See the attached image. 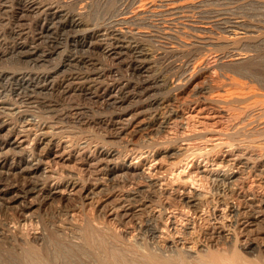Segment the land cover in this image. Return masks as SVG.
Masks as SVG:
<instances>
[{
    "label": "bare ground",
    "instance_id": "bare-ground-1",
    "mask_svg": "<svg viewBox=\"0 0 264 264\" xmlns=\"http://www.w3.org/2000/svg\"><path fill=\"white\" fill-rule=\"evenodd\" d=\"M224 1L151 0V4L156 6L158 2L160 11L174 20L192 8L205 13L210 4L220 6ZM104 6L111 13L116 10L114 0H92L89 9L87 6L89 16L81 8L69 9L64 2L30 0L19 9L26 14L39 11L42 31L33 35L21 28L14 32L10 53L0 49V60L10 55L17 64L0 67V208L20 209L22 202L27 203L21 209V221L15 223L9 214L7 221L0 222V264H264L263 93L247 92L246 87L240 91L217 88L210 96L217 107L206 95L199 96L192 104L203 120L186 119L169 145H153L145 139L139 143L130 140L120 147L124 135L147 125L138 121L144 111L128 116L129 106L106 140L77 139L76 131L43 116L39 119L35 109L37 102L41 103L39 99H43L42 107H55L56 101L48 100V94L68 92L72 80H77L74 92L96 94L93 96L107 107L124 105L127 100L140 101L141 108L160 104L168 98L155 92L168 86L180 90L192 77L189 68L175 60L180 56L189 59L212 46L223 48L213 58L215 65L254 80L263 72L257 71L260 58L244 46L262 41L263 36L256 35L259 31L251 33L248 24L238 19L227 24L230 34L223 39L221 35V39L209 35L206 24L198 27L203 34H191L183 43L178 42L180 29L161 30L170 42L157 57L145 43L155 36L151 31L138 27L126 32L122 28L124 24L146 22L145 15L139 11L111 17L108 27L95 19ZM219 6L211 9L217 16L223 14ZM217 22L225 23L222 18ZM57 27L63 32L58 33ZM109 34L112 42L106 48L107 54L130 72V78L122 76L113 84L100 81L105 69L91 74L83 70L96 64L93 52ZM42 39L50 44L49 48L42 46ZM68 41L72 52L62 58ZM127 52L132 54L131 59L124 63L122 58ZM158 59L169 61L165 70L157 71ZM130 88L133 95L120 98L119 92ZM11 94L16 99H11ZM11 177L29 180L20 188L22 183L18 185L16 180L8 184L3 181ZM35 198L45 203L70 202L48 221L49 232L25 227L40 216L30 212ZM146 230L151 234L148 242ZM96 238H102L99 247L94 245Z\"/></svg>",
    "mask_w": 264,
    "mask_h": 264
},
{
    "label": "rangeland",
    "instance_id": "rangeland-1",
    "mask_svg": "<svg viewBox=\"0 0 264 264\" xmlns=\"http://www.w3.org/2000/svg\"><path fill=\"white\" fill-rule=\"evenodd\" d=\"M22 1L25 2V3H23ZM29 1L30 0H0V8H1L0 9V39L1 38L3 39L1 41L0 49H1V51L6 52L7 54H9L10 51H11L12 46L10 47V45H14L15 33L18 30H20L21 28H25L26 31H29V33L33 34V35H37V33L42 31V27H43L42 26V22H43V20H42V15H41V13L39 11H37L38 13L36 12V13H33V14H26L25 12H22L21 9H19V8H22L24 6V4L28 3ZM37 1H48V2H50V0H37ZM91 1L92 0H81V1L80 0H54V1L52 0V2H57V3H63L64 2V4H66L67 7L69 9H71V10L72 9H76V8H81V9H83V11L87 15H88L87 10L89 9V5H90ZM114 1H115V7H116L117 11L114 10L111 13V12H109L107 10V6L102 7V9L99 11V12H101V14L99 13L97 18H95L96 22L107 24V26L109 27L110 26L111 17L120 18L121 16H123V14L124 15H126V14H134V13L136 14V13H139V11H140L141 14H143V15H145L147 17V21L144 22L145 24L141 23V24H134L133 25L131 23H128V24H124V26L126 28H124V26H122V28L124 30H126V32L130 31L131 29H135L136 30L138 27L140 29L145 30V31H151L150 33L154 34L155 36L151 37L150 38L151 40L149 39V40L145 41V43L147 44L148 48H150V49H152V51H154V54L157 57H160L159 52L162 51V48L164 46H167L169 44V42H170V39L166 38L167 35L165 33L163 34V32L161 30L174 29L173 31H175L177 29L178 30L180 29L179 30V31H181L180 32V39L178 40V42H182L183 43L186 40L189 41V38H190L189 35H191V34H193V36L194 35H201V33L203 34V32H201L198 27L199 26H205V24H206V26L208 28V31L211 32V33L208 32L209 35H212L213 37H217V38H220V39H221V36H222V39H223V38L229 36V34H230V32H229L230 27H227L230 24V21H233L234 19H236V20L238 19V20H243L244 22H246L248 24L247 26H249V28L248 27L247 28L249 30H251V33L256 34L259 31L258 33H260V34L257 33L256 35L263 36V38H264V0H258V1L257 0H248L246 2H244L242 0H225L222 3V5H220V6L219 5H215V4H210L207 7L208 11L209 10L210 11L209 12L207 11L208 13L205 12L206 14L205 13H201L199 8H192V9L188 10L187 12H185L184 14H181L180 18H176L174 20L171 19L172 21L170 20V16L164 15L160 11L162 9L160 6H159L160 8L157 7L158 6V4H157L158 2L155 4L156 6H153L151 4V0H133V1L132 0H126V2H125V0H114ZM252 2H254V3H252ZM104 5H106V3ZM87 6H88V9H87ZM218 6H219V8H222V10H223V14L221 16H217L215 13H213L211 11V9L213 7H218ZM154 9H155V12L153 11ZM146 10H147V12H146ZM156 10L158 11V13H157ZM120 12H121V14H120ZM195 13H196V15L199 18H196L197 16L194 15ZM160 14H162V15H160ZM17 15H19V16H17ZM108 15H109L110 18L108 17ZM15 16H16V18H15ZM187 16H189L188 19L186 18ZM191 16H193V18ZM218 18H222V20L225 23H222L223 25L219 24L217 22ZM151 19H152V21H151ZM189 19H191V20H189ZM100 20H102V21H100ZM105 20H106V22H105ZM183 21H185L186 24ZM152 23H154V24H152ZM183 23H184V25H182ZM202 23H203V25H202ZM34 25H36V28H35ZM40 25H41V27H40ZM181 25H182V27H181ZM194 27H196V28H194ZM128 28H130V29H128ZM227 29H228V32H227ZM63 30L64 29H62V27H57L56 28V31H59L58 33H62ZM158 30H160V31H158ZM153 31H155V32H153ZM223 31H225V32H223ZM253 31H255V32H253ZM185 32L187 34L188 33L189 34L187 35ZM184 34H185V36H184ZM110 37H111L110 34H109V36L107 35V38L105 39L104 44L101 47H99L97 50H95V52H93L94 57L97 60L96 64H94L92 66L90 65V67H86V68L83 69V70H87L90 74L91 73H95L96 71L97 72L98 71H103V69H105V71L107 70L106 72L104 71L105 73L103 74V76L100 77V81L105 83V84H113L114 82L118 81L120 79V77H122V76L126 77V78L127 77L130 78V72L128 71V67L126 65H122L120 61L113 59V56H110L109 54H107V49L106 48L112 42ZM43 41L44 40L42 39L41 40L42 46L49 48L50 44L46 43L45 41L43 42ZM255 42H257V43H255ZM255 42L249 43L246 46H244V48L246 50L247 49H252L256 53V55H258L259 58H260L259 59V65L257 67V71H260V72L263 71V72H261V73L258 72L259 76L254 77V78L252 77L254 80H252L251 78H244L243 79V77L236 76V74L232 71V69L219 66L218 64L215 65L216 60L214 61V59H216L218 57V55H220L222 53L223 48L222 47L212 46V49H211V47H209L207 49L199 50L198 53L197 52L195 53L194 57L193 56L188 57L189 59H187V57H185V56H180V57H178L175 60V62L177 64H182L183 63V64H185L187 66V68H189V71L192 73V77H191L192 79L190 78L189 80H186L184 82L183 87L180 90H176L175 91V90L171 89V87H169V86L160 88L158 90V93L155 92V94H157V95H161L162 94L161 95L162 97L168 98V99H166L167 101L165 100L164 102H161L160 104L148 105L147 106L148 108L147 107L141 108L142 104H141L140 101H132L131 100V102H130L129 100H127L124 103V105H119L118 107L108 105V107H107L106 105H103L102 99H98L97 97L93 96V95H96V94H92V95L91 94H85V93H81L80 91H75L74 92L73 89L77 86V80L76 81L72 80L71 81L72 84L67 89L68 92L62 93V94H58V92L57 93L55 92V94L54 93L48 94L49 95V96H47L48 100H53V102L56 101V106L55 107L51 106V107H49L50 109H48V107H46V106L42 107L41 104H42L43 99H39V101H41V103L37 102V104L35 105L37 108L35 107V109L38 110L37 113H38V118L39 119L41 118V116H43V117H45V119L46 118L48 120L50 119L49 121H51V122H54V123L59 122L60 125L62 124L67 129L70 128L73 131H76L75 134H74V137L77 138V139L85 140L87 138H92V139H97V140H99V139L100 140H106L108 138L109 134L114 132L115 128H113V127H114L115 123L116 122L117 123L121 122L119 116L122 113H124L127 110V107L129 106L128 110H127V111H129L128 116H131V115L133 116V115L137 114L139 111H144L142 114L138 115L139 116L138 121L142 120L141 125H142L143 122L146 123L147 125H146L145 128H142V129L138 130L137 132H130L129 134L124 135V138H125L124 141H123V139H121L120 142L118 143V145L120 147H121V145H122V147H125L128 144L127 141H130V140L134 141L135 143H139V142H142L145 139H150V142L153 145H158V144L159 145H169L172 142V139L175 138V136L177 134V131L179 129V125L182 126L183 123L185 124L186 123L185 121H187L186 119H190V117H191V120H193V121H195V120L196 121L203 120L201 113H199L198 110L195 109L194 104H192V102L194 100H196L197 98H199V96H201V95L205 96L206 95L207 96L206 98H208L209 103L212 104V105L214 104L213 106L217 107L218 103H216L215 101L211 100V97H213L216 94L215 92L217 90L218 91H224V90H226V88L227 89H230V88L232 89L234 87L232 89L233 91H235V90L236 91H240V89L246 87L245 91H247V92H251V93L253 92V94L260 93V94H258L260 96H262V93L264 94V88H263L264 85L262 83V80H264V66H263L264 65V63H263L264 62V39L262 41H255ZM70 44H71L70 41H68V43L66 42L64 44L63 52H62L63 55H61L60 57L65 58L68 55V52L69 53L72 52V47H71L72 45H70ZM133 44H135V43L133 42ZM5 48H6V50H5ZM102 48H103V50H101ZM218 48H220V49H218ZM64 49H65V51H64ZM101 52H102V54H101ZM205 52H206L207 55H205ZM103 53H104V55H103ZM209 54H211V55H209ZM131 55H132L131 53L127 52L124 55V57L122 58V61L124 62V60H126L127 58H128V60H130L131 59ZM9 56L7 55L5 58L0 60V67H5V66L6 67H13L16 64V62H15V64L13 62L15 59L14 58L11 59ZM206 58H208V59H206ZM211 58L212 59L214 58V59L212 60ZM178 60L179 61L182 60V61H180L181 63ZM167 61L164 60V59H158L157 60V66H158L157 71L165 70L168 67V64H169V61L168 62ZM208 61H209V64H207ZM22 66H24V64H22ZM93 66L95 67V69L93 68ZM102 66H103V68H102ZM115 67H116V69L117 68L119 69V72H115V71L110 72L113 68L115 69ZM122 67H124V68H122ZM28 68H31V66H29ZM231 74H233V75H231ZM213 76H215V77H213ZM232 76L234 78H232ZM236 77H239L240 79L238 80V78H236ZM226 78H227V80H225ZM229 79H231V80H229ZM236 79L239 81V83H238V81H236ZM133 80L138 81L136 78H133ZM111 81H113V82H111ZM213 81L215 82L216 85L214 84ZM223 82H224V84H223ZM218 83H220V85ZM229 83L231 85H229ZM224 86L226 88H224ZM248 87H250V88H248ZM215 89H217V90H215ZM207 92H208V94H207ZM99 93H102V90ZM202 93H204V94H202ZM213 93H215V94H213ZM125 94L133 95L132 88L127 89V90H123L122 92H119V96L121 95L120 98H122ZM13 96H14L13 94L10 95L11 99H13V100L16 99L15 98L16 96H14V97ZM169 98H170V100H169ZM143 100H145V98H143ZM46 103H49V101L46 102ZM37 105H39V106H37ZM53 108H55L56 110L52 111ZM67 111H68V113H67ZM116 111H118V112H116ZM51 112H54V113H51ZM60 114H61V116H60ZM162 115H164V116L162 117ZM196 116H197V118H196ZM51 117L53 118V120H52ZM105 120H107V121H105ZM14 121L17 122V123L21 122V120L17 119V118H14ZM61 121H62V123H61ZM171 122H173V123H171ZM138 125H140V123ZM163 129H165V130H163ZM162 133H164V134L161 135ZM165 135L166 136L168 135V136L166 137ZM153 137L155 138L154 141H153V139H154ZM164 137H165L166 140L164 139ZM0 178H1V175H0ZM12 178L13 177H11L9 179H3V181L8 184V183H12L14 180H16L15 182L18 185H21V183H22V185L19 186V187L20 188H24V186H26V184H27V182L29 180L27 177L26 178H18V179L13 178V180H12ZM40 199H42V198H35L34 201H33V207L30 209L31 210L30 212H37L40 216H38L33 222L26 223L25 227L28 230H32L33 229V230H38V231H41V232H46V231L49 232V226H48L49 222L48 221L50 219H52L53 217H55V215H58L60 213V211L62 212L63 210H65L66 207L68 205H70L69 204L70 202L59 201V202H56L57 204L56 203H45V202H43V200H40ZM26 204H27L26 202H22V204L20 206V209H19V207H13L10 210H6V209H3V208H0V219L2 220V221L0 220V222L7 221L8 220L7 217L9 216V214L13 217V219H14L13 221H15V223L21 221V219L23 217V215H21V213H22L21 209H22V207L26 206ZM55 205H57V206H55ZM57 208H59V209H57ZM35 221H37V222H35ZM183 222H185V221L183 220ZM46 225H47V227H46ZM45 229H46V231H45ZM146 232H145V236L146 237H148V236L151 237V234L148 233L149 230H146ZM148 239L150 240V238L148 237L146 239L147 242H148ZM96 240L97 241L94 243V245L96 244L95 246L99 247V244H100L102 238H100V239L96 238ZM31 243L36 245V246H38V247L40 246V244H38L37 242H33L32 241Z\"/></svg>",
    "mask_w": 264,
    "mask_h": 264
}]
</instances>
